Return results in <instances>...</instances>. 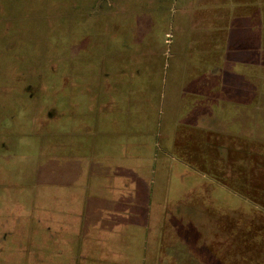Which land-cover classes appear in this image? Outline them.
I'll return each mask as SVG.
<instances>
[{
  "label": "rangeland",
  "instance_id": "374dc122",
  "mask_svg": "<svg viewBox=\"0 0 264 264\" xmlns=\"http://www.w3.org/2000/svg\"><path fill=\"white\" fill-rule=\"evenodd\" d=\"M0 264H264V0H0Z\"/></svg>",
  "mask_w": 264,
  "mask_h": 264
}]
</instances>
